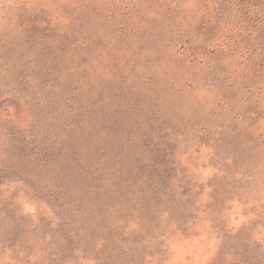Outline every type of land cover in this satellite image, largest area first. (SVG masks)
<instances>
[{
	"label": "rangeland",
	"instance_id": "rangeland-1",
	"mask_svg": "<svg viewBox=\"0 0 264 264\" xmlns=\"http://www.w3.org/2000/svg\"><path fill=\"white\" fill-rule=\"evenodd\" d=\"M0 264H264V0H0Z\"/></svg>",
	"mask_w": 264,
	"mask_h": 264
}]
</instances>
